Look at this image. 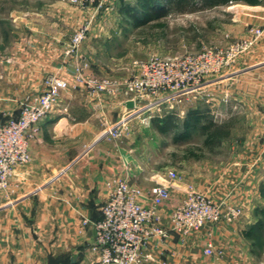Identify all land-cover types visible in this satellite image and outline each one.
<instances>
[{
  "label": "crops",
  "instance_id": "obj_1",
  "mask_svg": "<svg viewBox=\"0 0 264 264\" xmlns=\"http://www.w3.org/2000/svg\"><path fill=\"white\" fill-rule=\"evenodd\" d=\"M156 3L159 7H149L151 16L172 5L166 0ZM248 6L254 11L253 25L264 26V5ZM132 8L140 22L134 21V25H140L143 9ZM65 12L60 7H46L15 17L12 25H23L25 33L14 45L11 62L0 60V95L37 92L43 88L44 77L53 72L73 82L72 60L64 56L63 46L84 16L72 11L67 20ZM90 30L104 28L93 24ZM93 37L97 34H89L87 42ZM81 45L77 56L88 58ZM235 66L238 101L214 104L206 112L220 124L231 111L247 117L244 135L238 139L246 149L232 151L218 161L188 162L189 168L186 172L179 169V180L170 186L169 204L177 202L192 184L215 201L239 206L242 213L231 223L206 224L184 240L174 234L154 240L146 248L148 264H264V33ZM132 102L129 97L93 96L82 86L62 91L59 105L41 121L40 131L30 143L31 160L17 168L11 201L0 203V264H97L92 223L101 216L107 182L126 177L144 190L155 183L142 177L148 172L125 152L122 137L104 135L106 128L133 107ZM134 121L128 123L129 135ZM228 124V136L220 138L216 148L231 136L232 124ZM206 153L218 154L214 148ZM82 216L90 223L82 225ZM207 241L222 251L219 257L204 254Z\"/></svg>",
  "mask_w": 264,
  "mask_h": 264
},
{
  "label": "rangeland",
  "instance_id": "obj_2",
  "mask_svg": "<svg viewBox=\"0 0 264 264\" xmlns=\"http://www.w3.org/2000/svg\"><path fill=\"white\" fill-rule=\"evenodd\" d=\"M193 1L184 2L178 5L179 7L170 5L166 8L165 5V10L157 16L140 25H134L133 18L123 10L125 5L139 6L136 0H106L100 7H97V3L79 4L70 0H0V60L11 62L12 59L9 57L14 54V49H16L14 45L25 33L23 25L16 27L12 25L15 17L19 13L46 7L65 9L68 13L65 12L67 20L72 18V11L75 14L79 12V15L83 13V20L79 21L77 28L63 46L64 56L72 60V74L76 72V69L81 68L87 71L85 73L90 72L89 75L117 80L129 76L135 71L137 62L147 60L151 56L174 57L195 53L208 47L225 48L231 42L247 37L249 30L255 27L252 21L254 11L244 2L230 1L226 4L207 6L200 0ZM261 4L264 5V0ZM134 10L132 12L136 14ZM75 20L77 21L76 18ZM86 24L88 25L87 34L80 45L88 58L77 56L78 50L72 54L67 53L66 44L69 43L77 29ZM93 24L102 25L104 31L90 30ZM242 26L246 27L244 35H241ZM89 34H97V37L87 42L86 38ZM252 48L253 46L239 57L247 56ZM237 59L229 67L207 76L199 91L184 95L180 102L170 99L155 106L152 112L142 113L139 118L134 117L133 120L136 121L131 129L132 133L129 135L130 130L127 129L128 131L121 136L120 141L125 152L134 158L133 162L146 169L148 173L142 177H147L148 182L155 181L153 185L159 183L158 179L162 178L166 168L186 172L190 161L203 162L206 159L210 162L218 161L222 156L228 157L232 151L246 149V146H242L243 143H239L238 140L244 135L242 132L248 120L241 112L231 111L227 113L226 118L224 117L222 122L232 124V134L219 148L214 147V152L218 154L207 155L200 130L194 132L190 129L186 136L181 137L185 132L182 123L189 111L197 109L206 112L214 104V106H221L225 103L230 105L238 101L236 88L239 79L234 75L238 67L235 66ZM1 71L2 68H0ZM58 74V72L48 73L45 77ZM9 82L11 85L12 81ZM120 96L131 98L123 93L114 97L119 98ZM22 97L23 95H0V120L17 113L18 101ZM132 103L133 107L127 112L134 109L136 104L139 103L142 106L148 101H133ZM206 114L208 121L221 123L219 119L210 115V112ZM168 115L174 116L178 127L162 131L159 127L162 124L161 120ZM143 117L147 118L141 122ZM157 121L159 125H156ZM201 123L204 124L205 121L202 120ZM249 148L255 149L253 144H250ZM228 161H234V159ZM17 181L16 177L15 184ZM162 213L167 216V206L163 207Z\"/></svg>",
  "mask_w": 264,
  "mask_h": 264
},
{
  "label": "built area",
  "instance_id": "obj_3",
  "mask_svg": "<svg viewBox=\"0 0 264 264\" xmlns=\"http://www.w3.org/2000/svg\"><path fill=\"white\" fill-rule=\"evenodd\" d=\"M70 1L97 3L100 7L106 0ZM87 29V24L77 29L66 44L67 53L78 50ZM263 33L264 26H255L247 37L233 41L225 48L208 47L174 57L151 56L137 62L135 71L122 80L89 75L81 68L74 72L72 83L65 77L48 75L41 90L24 94L19 99L16 114L0 120V203L11 201L16 188L17 168L31 160L30 141L36 138L41 121L58 106L62 91L70 85L82 86L93 96L106 94L114 97L123 93L131 96L133 101H148L142 106L136 104L115 125L106 128L105 136L120 138L134 117L152 112L162 102L170 99L180 102L184 95L199 91L207 76L229 67ZM179 178L174 168H166L162 181L147 190L126 177L107 182L108 193L101 206V216L92 223V250L97 254V264H148L146 248L154 240H164L171 234L184 240L206 224L231 223L240 217L242 210L239 206L215 201L192 184H188L185 194L170 205V186ZM164 206L168 207L167 216L162 213ZM165 219L167 223H164ZM88 223L89 219L82 216L81 224ZM203 252L215 257L222 253L211 241L205 243Z\"/></svg>",
  "mask_w": 264,
  "mask_h": 264
},
{
  "label": "trees",
  "instance_id": "obj_4",
  "mask_svg": "<svg viewBox=\"0 0 264 264\" xmlns=\"http://www.w3.org/2000/svg\"><path fill=\"white\" fill-rule=\"evenodd\" d=\"M187 1H193V0H166L167 4L175 5L176 7H179L182 3ZM203 2V4L207 6H214L217 4H226L230 1L235 2H244L249 5H257L260 4L262 0H200V2ZM193 3H195L193 1ZM138 5L141 9H143L144 14H141L143 19V22L148 21L150 18L155 17L151 16L149 12V7H159L156 3V0H139ZM179 5V6H178ZM132 6L125 5L123 12L128 14L130 17L133 18V20L139 24L138 16L135 13H132ZM174 116L168 115L167 117L163 118L161 126L162 131H167L169 128H177L178 123L174 120ZM204 120L205 123H201V121ZM207 121V122H206ZM155 123V122H154ZM159 125V122L157 121V124ZM183 128L185 132L181 135V137L186 136L188 131L191 129H194L195 127L199 126V130L201 131L202 135H204L203 140V147L205 149L212 150L214 147H217L220 143V138H224L228 136L229 133V124L228 123H222V124H216L212 120H207V114L206 112L202 110H192L188 112L187 118L182 123ZM179 138V137H178Z\"/></svg>",
  "mask_w": 264,
  "mask_h": 264
}]
</instances>
